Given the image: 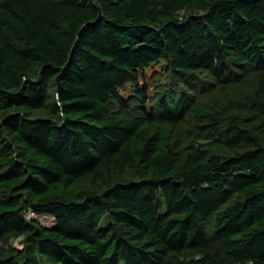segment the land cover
<instances>
[{
  "label": "trees",
  "instance_id": "obj_1",
  "mask_svg": "<svg viewBox=\"0 0 264 264\" xmlns=\"http://www.w3.org/2000/svg\"><path fill=\"white\" fill-rule=\"evenodd\" d=\"M0 264H264V0H0Z\"/></svg>",
  "mask_w": 264,
  "mask_h": 264
},
{
  "label": "rangeland",
  "instance_id": "obj_2",
  "mask_svg": "<svg viewBox=\"0 0 264 264\" xmlns=\"http://www.w3.org/2000/svg\"><path fill=\"white\" fill-rule=\"evenodd\" d=\"M140 82L143 84L145 83L147 86V94L150 96V100L144 105L147 108L153 103H156L163 93H170L171 88L175 86V81L170 78L168 64L165 60L155 62L146 68L145 75ZM119 91L126 100L127 106H122L112 98L109 101L110 108L116 113L126 117L139 114L142 101L138 97L133 84L127 83L121 87ZM37 218L45 225H51L53 223V217L50 215L38 214ZM18 241L19 239H15L13 243L17 244Z\"/></svg>",
  "mask_w": 264,
  "mask_h": 264
}]
</instances>
